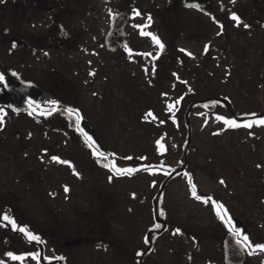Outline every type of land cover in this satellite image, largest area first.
I'll return each instance as SVG.
<instances>
[{"label":"rangeland","instance_id":"obj_1","mask_svg":"<svg viewBox=\"0 0 264 264\" xmlns=\"http://www.w3.org/2000/svg\"><path fill=\"white\" fill-rule=\"evenodd\" d=\"M123 1L133 14L129 27L133 43L120 54V63H116L122 67L126 62L128 71L137 72L133 70L134 60L128 52L141 50L139 57H144L140 64L143 69L139 72L142 102L138 104L125 98L126 90L119 84L113 89L111 110L107 109L109 104H95L89 88L82 89V109L98 125L100 140L108 152L115 154L116 164L140 170L130 177L113 173L108 185L106 175L96 172L90 164L72 163L79 173L77 179L72 168L65 166L69 193L76 194L66 200L68 219L76 214L78 216L72 221L83 227L85 224H95L100 230L107 227L112 233L101 235L118 243L120 248L127 240L136 242L148 230L149 224L145 221L153 214L151 206L166 178L164 173L182 166L192 177L198 194L213 196L264 232V126L227 128L217 116L240 123L248 120L231 117L227 113L230 103H223L224 107L207 104L213 102L212 93L226 95L241 113L248 110L250 104H264L262 94L254 92L251 96L247 88H237L242 72L255 80L259 72L264 81V56H261L264 54V6L260 11L259 4L256 6L252 0H235V3L209 0L210 8L203 11L186 10L181 6L180 12L175 14L177 0ZM135 10L141 15L136 16ZM233 13L243 22L240 26L231 18ZM149 15L151 23L143 31L157 36L164 45L163 51L150 36H142L141 29L138 32L135 27L148 24ZM244 24L250 27L245 28ZM180 32L184 33L182 38ZM242 50L246 52L241 54ZM146 53L151 55H144ZM243 55L250 60L245 58L239 62ZM238 68L239 74H236ZM127 88L132 95L134 89L130 80ZM169 104L175 105L176 110L170 111ZM148 112H152L155 119L146 118ZM157 141L165 145L166 151L158 150ZM129 156L133 159H124ZM132 162L139 165L131 166ZM146 165L154 167L144 171ZM221 179L224 185L219 183ZM167 184L168 181L162 190L167 194V204L172 205L174 220L179 225L192 222L195 228L209 229L218 224L219 218L211 204L205 205L193 198L187 176L177 175ZM68 212L73 214L69 213L70 216ZM91 247H81L79 264H124L111 260L115 257L108 246H99L95 252ZM132 248V245L126 247L127 250ZM48 256L52 253L48 252ZM256 257L254 262L260 263L263 256Z\"/></svg>","mask_w":264,"mask_h":264},{"label":"flooded vegetation","instance_id":"obj_2","mask_svg":"<svg viewBox=\"0 0 264 264\" xmlns=\"http://www.w3.org/2000/svg\"><path fill=\"white\" fill-rule=\"evenodd\" d=\"M206 1L205 9L210 8V1ZM252 1L256 6L259 4L261 11L264 0ZM119 2L0 0V75L4 77L0 81V114L3 115V123H0V215L7 213L18 226H26L43 241L30 243L23 234L13 231L10 224L5 226L6 222L0 219V261L4 264H21L11 260L7 255L9 252L16 255L40 253L39 261L27 256L23 264H79L83 245L92 246V252L99 246H108L115 257L111 260L124 264H229L225 243L229 237L235 242L237 238L220 219L209 229L195 228L192 222L182 226L174 220L175 212L172 205L167 204V194L163 193L162 186L177 175H185L187 172L182 166L174 172L171 171L174 168L167 169L172 176L166 175L163 180L160 193L155 195L156 201L151 206L153 214L145 221L149 224L148 230L136 242L127 240L120 248L118 243L101 235L112 233L107 227L106 230H100L95 224L83 227L72 221L78 216L73 212H68L70 216L73 214L71 220L67 217L66 200L72 194L64 191L65 186L70 188L64 170L67 165L53 161V156L74 164H90L96 172L106 175L108 185V178L113 176V172L99 165L88 146L89 141L80 131L83 129L92 137L100 151L112 154L100 140L98 125L82 109V89L89 88L92 101L104 106L114 99L113 89L119 84L126 90L125 98L138 104L143 98L140 91L142 75L139 73L143 69L141 59L144 60L139 57L141 50L133 49L128 55L132 56L133 70L137 72L128 71L126 62L122 67L116 63H120V54L133 43L129 33L133 14L126 1ZM176 5L175 14L180 12L181 6L196 12L204 9L188 8L184 0H177ZM125 12L129 14L125 27L127 44L117 49H114L116 43L108 47L106 41L113 21ZM137 30L140 32V28ZM183 36L180 32V37ZM129 80L134 89L132 95L128 94ZM50 101H56L57 107L48 115L52 107ZM110 106L108 110H111ZM68 109L79 112L82 117L79 125L75 112L69 114ZM83 120L88 121L92 132L83 127ZM108 160L112 162L113 156L109 155ZM132 165L139 164L132 162ZM227 207L232 220L239 217L243 222L239 229L254 244L264 243L261 229ZM160 211L164 215H159ZM156 223L163 227L153 230ZM177 228L182 234L173 235ZM145 237L149 243H145ZM76 240L81 242L73 244ZM127 245H132V250H127ZM237 246L240 245L237 243ZM48 252L52 256H48ZM140 252L144 254L137 255ZM244 252L243 264L259 263L254 262L256 255L263 256L259 264H264V252L251 255L245 249ZM56 257L64 259L57 260Z\"/></svg>","mask_w":264,"mask_h":264},{"label":"snow or ice","instance_id":"obj_3","mask_svg":"<svg viewBox=\"0 0 264 264\" xmlns=\"http://www.w3.org/2000/svg\"><path fill=\"white\" fill-rule=\"evenodd\" d=\"M232 2L235 3V0H232ZM188 6L189 7H193L194 5L189 4ZM135 15L139 16V15H141V13L138 10H135ZM231 18L234 21L237 22V26H240V24L243 23L240 20V17L237 16L235 13L232 14ZM151 19L152 18L149 15L147 17L148 24H146V25H135V27H138V28L141 29V33L140 34L142 36H150L152 38V40L155 42V44H157L159 46L160 50L163 51L164 45H163V43H161L159 38L157 36L153 35L151 32L143 31L144 28H146V27H148L150 25ZM220 27L222 29L223 25H220ZM244 27L248 28L250 26L247 25V24H244ZM219 34L220 33H218V35ZM208 47H210V45L206 46V51H207ZM181 51H185V50L181 49ZM129 53L131 54V50H129ZM187 54L189 56H192V53H187ZM144 55L150 56L151 53H146ZM147 71L148 70L145 69L146 73H147ZM91 74L94 75V73H91ZM3 79H4L3 75H0V81H3ZM184 83H187V82L184 81ZM49 103L51 104L52 107H51V109L48 110L47 114L51 115L52 112L56 110L57 102L56 101H50ZM176 103H179V101H177ZM205 107H207V105H205ZM168 108H169L170 111L176 110L175 109V105H173V104H169ZM67 111L69 112V114H72L73 112H75L76 123H77V125H79L80 120L82 119V117L79 115V112L77 110H73V109H68ZM250 115L253 118L256 117L255 113H252ZM147 117H153V113L152 112H148L146 114V118ZM153 119H155V118L153 117ZM173 119H174V117H173ZM216 119L218 121H222L223 125H225L227 128H230V129H239L241 127L250 129V128L253 127L254 124L256 126H264V118L249 119L248 121L243 122V123L238 122L236 119L225 118L224 116H217ZM0 123H3V115L2 114H0ZM160 123H164V122L161 121ZM80 131L86 137L87 141H89L88 146L90 148H92L93 155H95L98 160H105L106 161V160H108V156L109 155H112V156L115 155V154H105L104 152L100 151L99 147L95 145V141L92 140V137L88 136L87 133L83 131V129H80ZM215 134H219V133H215ZM157 145H158V150L166 151L165 145L163 143H161V141H157ZM124 159L131 160L133 158L129 156V157H124ZM141 159H147V158L146 157H142ZM52 160L57 162V163H59V164H62V165H68L70 168H72L73 174L79 176V173L76 172L75 166L72 164L71 161L63 160V159H61L60 157H57V156H53ZM104 167L109 168V170L111 172H113L114 175H116V176H125V175H127V176L130 177V176L133 175V173H135V172L140 170V169L131 168V167H129V168L119 167L116 164L115 160H113L110 164L105 163ZM153 167H154L153 165H146L143 170L144 171H150V169H152ZM257 167H261V165H257ZM171 171L174 172L175 169H172ZM164 174L165 175H170L171 172H165ZM185 176H187V178H188V183L190 185L191 194H192L193 198L196 199L197 201H201L205 205L211 204V206H212V208H213V210L215 212V215L220 219V221L222 223H224L225 225H227L229 227V230L237 238V243L240 245L241 248L247 250L250 255L251 254H256L258 251L259 252H264V243H256V244H254L249 239L248 235L244 234V232L241 229L237 228L235 226V224L233 223L232 217L229 214L227 207L223 203L218 202L217 200H215L211 196L198 194L197 186L193 182L192 177L188 173H185ZM109 179L111 180L112 177H109ZM219 183L224 185L225 181L223 179H221L219 181ZM64 191L68 192L69 188L67 186H65ZM158 214L159 215H164L163 211H160ZM0 219H2L4 222H6L5 226L10 224L13 231H19L21 234H23V236L30 243L31 242H36V243H42L43 242L38 235H36L33 232L29 231L26 226H18L16 221H15V219L13 217H9L7 215V213H3L2 215H0ZM162 227H163V225H161L159 223H156L154 225L153 230H159ZM176 234H182L181 230L179 228H177L175 230V232L173 233V235H176ZM145 243H149L148 237H145ZM143 254H144L143 252L137 253V255H143ZM7 255H8V257L11 260L19 261V262H21V264H23V261L27 258V256H30L33 260H37V261H39V259H40V253L39 252L28 253L27 255H16V254H14L12 252H9V253H7ZM44 259L49 260L50 258L44 257ZM55 259L63 260L64 257H56ZM0 264H4V261H0Z\"/></svg>","mask_w":264,"mask_h":264},{"label":"water","instance_id":"obj_4","mask_svg":"<svg viewBox=\"0 0 264 264\" xmlns=\"http://www.w3.org/2000/svg\"><path fill=\"white\" fill-rule=\"evenodd\" d=\"M185 5L188 8H194V9H201L205 8L208 5V2L206 0H184ZM194 5L193 7H189L188 5ZM129 21V14L128 13H121L117 15L113 21L112 24V30L108 35L107 38V45L110 47L111 44L116 43V46L114 49H117L118 47H123L127 44V38H126V32H125V27ZM215 100L221 102V103H226L228 104V100L222 99V98H215ZM205 102V101H202ZM189 120H187V124L189 125ZM83 127L86 128L89 131H93L91 126L89 125L87 120L82 121ZM99 165L104 167L105 163L110 164L109 160H99L98 161ZM106 169H109L107 167H104ZM166 183V182H165ZM165 183L163 184L162 187L165 186ZM233 223L237 228H240L239 226H243V222L238 219L234 218ZM81 240H76L73 242V244H79ZM239 247V248H238ZM225 248H226V260L229 264H243L245 260V252L244 249L241 248L240 246H237V242H235L234 238L229 237L226 240L225 243ZM237 251V254H236Z\"/></svg>","mask_w":264,"mask_h":264},{"label":"trees","instance_id":"obj_5","mask_svg":"<svg viewBox=\"0 0 264 264\" xmlns=\"http://www.w3.org/2000/svg\"><path fill=\"white\" fill-rule=\"evenodd\" d=\"M246 51L242 50L241 54L244 53V52H246ZM261 56H264V54H262ZM245 58H246V60H250L249 57H246L245 55H243L239 62H243ZM193 64H194V62H193ZM239 70H240V68H238L237 72L235 71L236 74H239L238 73ZM240 74H241L240 77H238V75H236L240 79L239 85L237 87L238 89H246L247 88V92H248L249 95L252 96L254 94V92H258L259 94H262V97H264V81L261 78L262 76H261V74L259 72L257 73V75H255L257 77L256 78L257 80L251 79V78H248V77H245L244 76L246 74L245 72H242ZM250 85H251V87H250ZM178 89H179V87H178ZM216 95H218V94H213L212 93L211 94V96H212L211 101H213V102H207V104H212V105H217V106H223L224 107L225 104L220 103L219 101L215 100L214 97H221V98L227 99L228 102L230 103V108L227 107V109H228V112L227 113H229V115L231 117H233V118L243 117L246 120H249L250 118H252L251 115H250L252 113H255L256 114V117L261 116L259 118H263V116H264V104H262V103H259L256 106L254 104L253 105L250 104L249 107L251 109L248 107V110L250 109V111L247 113L246 111H248V110H246V111H243V113H241V111L239 110V108L235 107L233 105V103H232V100L230 98H228L226 95H223V96H216ZM164 162L166 163L165 164V167H170V166H168L169 164L166 161H164Z\"/></svg>","mask_w":264,"mask_h":264}]
</instances>
